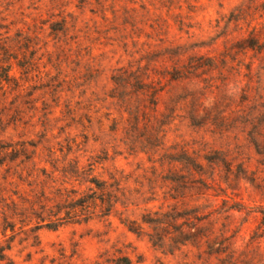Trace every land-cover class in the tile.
I'll return each instance as SVG.
<instances>
[{"label": "rangeland", "instance_id": "1", "mask_svg": "<svg viewBox=\"0 0 264 264\" xmlns=\"http://www.w3.org/2000/svg\"><path fill=\"white\" fill-rule=\"evenodd\" d=\"M261 208L264 0H0V264H264Z\"/></svg>", "mask_w": 264, "mask_h": 264}, {"label": "trees", "instance_id": "2", "mask_svg": "<svg viewBox=\"0 0 264 264\" xmlns=\"http://www.w3.org/2000/svg\"><path fill=\"white\" fill-rule=\"evenodd\" d=\"M79 203H83V201L81 202V201H79ZM78 205H82V204H77V206ZM76 206V205H75ZM260 212V215H261V221H262V223H264V208H261V210L259 211ZM3 235H4V233H3ZM9 248H8V246H2V245H0V261H2V260H4L5 259V257H6V254H5V252H6V250H8ZM125 263H127L128 264V262H125Z\"/></svg>", "mask_w": 264, "mask_h": 264}]
</instances>
